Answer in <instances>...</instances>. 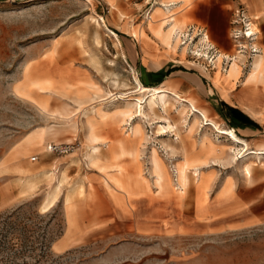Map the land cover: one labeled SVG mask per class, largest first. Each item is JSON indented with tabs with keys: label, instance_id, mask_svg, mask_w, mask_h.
I'll return each instance as SVG.
<instances>
[{
	"label": "rangeland",
	"instance_id": "obj_1",
	"mask_svg": "<svg viewBox=\"0 0 264 264\" xmlns=\"http://www.w3.org/2000/svg\"><path fill=\"white\" fill-rule=\"evenodd\" d=\"M162 3L168 4L164 0H92V4L85 0H0V264H264V159L254 156L240 159L233 152L201 164L203 167L207 163L203 171L191 167L185 205H178L174 197L157 194L151 186L149 192L139 197L134 211L127 207L129 225L116 224L107 219L114 198L86 165L82 117L77 116L79 131H76L70 122L54 119L43 111L50 98L51 112L69 102L79 106L80 113L86 116V110L99 108L100 101L107 99L110 92H121L124 84L134 87V73L129 66L136 75H142L138 64L140 48L164 61L165 72L171 66L166 63L172 59L153 34L156 28H162L163 19L162 14L154 13L155 8H161L162 13L172 10L161 6ZM235 6L232 4L228 9ZM172 14L181 22L184 20L186 28L181 35V48L176 53L169 51L177 54L176 58L188 54L179 65L186 73L175 74L169 80H180L176 85L178 93L197 100L205 108V88L212 87L210 77L218 54L211 50L208 56H196L191 41L196 43L199 53L208 50V45L199 43L203 36L196 34L198 26L205 27L204 23L189 13L182 15L177 8ZM99 16L119 33L122 49L100 27ZM126 21L135 27L138 42L126 32ZM258 22L262 29L264 16ZM190 26L197 29L193 36L186 37ZM144 27L150 29L145 46L139 43L140 33L142 37L145 35ZM227 37L236 53L231 32ZM185 42L189 43L184 45ZM166 45L169 48L167 40ZM185 46L188 49L183 55ZM258 47L264 48L260 44ZM212 56L214 63L209 61ZM196 60L202 69L187 62ZM225 68L227 71L228 67ZM245 68L244 73L248 64ZM223 69L218 67L217 71ZM97 90H101L100 99ZM51 91L56 97L50 95ZM112 100L108 99L102 107L106 111L114 109L110 120L120 123L122 119L118 121L116 111L123 109L124 102L108 104ZM180 105L176 101V107L168 115L160 108L158 115L167 117L182 138L192 117L188 112L182 120L177 111ZM68 111L75 113L74 106L68 107ZM211 116L215 119V115ZM156 122L152 118L140 123L144 130L141 160L145 177L150 181L151 149H156L164 159L171 179L175 178V163L182 159L178 137L172 132H162ZM202 126L203 123L195 133L196 139L207 131L218 146L231 145L226 136ZM51 128L53 132L48 131ZM46 133L59 134L45 145L33 137ZM78 133L82 142L80 151L64 157L46 152V144L73 143ZM118 135L114 130L111 138ZM255 146H264V141ZM34 156H39L38 161H32ZM102 158L103 152L98 163ZM200 173L203 174L199 176ZM60 184L62 191H58ZM83 185L85 193L80 194L79 187ZM222 187H231L232 193L218 194ZM69 193L79 209L81 222L70 234L68 246L59 250L57 246L66 238L68 229L65 198ZM216 194L217 198L234 199L238 208L208 230L209 227L194 223V215L197 221L209 220L210 198ZM49 198L55 199L56 205L47 210Z\"/></svg>",
	"mask_w": 264,
	"mask_h": 264
},
{
	"label": "crops",
	"instance_id": "obj_2",
	"mask_svg": "<svg viewBox=\"0 0 264 264\" xmlns=\"http://www.w3.org/2000/svg\"><path fill=\"white\" fill-rule=\"evenodd\" d=\"M168 4L162 3L161 6H166L172 8V10L168 9L167 14L162 13L163 11L161 8H155V14H162L163 18L162 22L167 20L169 17L174 16L172 11L177 8L181 11V14L189 13L192 17L198 19L200 22L204 23L205 27H199V30L206 31L203 33L205 37L201 38L200 40L204 41L205 43H209L210 45L214 46L215 50L218 53V59L214 66V71L210 77L212 87L209 89L205 88L204 100H205V108L200 107L197 100L190 99V98H183L177 91L176 85L179 84L180 80H169V77H173L175 74L179 73H186L185 70L179 66L182 65L186 59V56H181L180 58H176L177 54L169 51L168 46L166 45V39L168 35V25L171 22L165 23L164 26L160 29V27L156 28V33L153 32L154 38L156 41H161L159 43L163 44L167 49L166 52L169 57L172 59L169 62L171 65L167 70L164 72V66L161 59L157 57L150 56V53L145 50L143 51L140 48V58H138L139 68H142V75L139 76L143 85H145L148 89H155L160 87H169L174 89L178 96L174 97L172 95H168L165 100L170 102L172 105L171 111L173 108L176 107V101L181 102L180 107L177 109L178 114L180 110H184L180 115V117L185 119L188 112H190V116L192 117L189 124H194L193 129H190L189 126L187 128V134L185 137L177 138L178 140V148L181 153L182 159L177 161V164L180 161H183L185 157H189L191 160H201L203 163L207 161H216L217 159L221 158L223 154H230V149L236 148L239 146L237 143L233 142L232 139L228 136V140L230 141L231 145L229 146H218L214 141L211 139L207 131H203L200 135V138H195V133L198 131L199 126L203 123L202 128L209 127L212 128L215 132L216 129L212 125H206L205 118L202 112L195 113L194 115L191 114L192 109L190 106V102H183L185 99H189L194 104L200 108L203 112H205L208 117L220 124L221 128L228 129L233 131L239 138L245 140L249 145L250 152L253 154H248L247 156H254L256 158L257 155L254 153H262L264 152V146L256 147L255 143L260 141H264V73L256 80L250 78V68L254 64L256 57L249 62L248 57L244 55H239L238 52L233 53L232 46L228 41V32L231 30V22H232V14L233 9H228L232 4H241L243 5L248 14L253 17V23L256 29L259 32L257 46L260 44L264 46V26L262 29L259 25V20L264 16V0H164ZM174 7V9H173ZM232 11V13H231ZM170 14V16H169ZM125 19H128L124 16ZM176 18L172 19L175 21ZM161 22V23H162ZM131 22L126 21L125 27L126 32H129L131 37L135 40L136 32L135 27H131ZM257 24V25H256ZM131 27V28H130ZM143 27V26H139ZM182 27L184 30L186 28V22L183 20ZM138 28V27H137ZM149 28L144 27V36H139L141 45L145 46L144 44L150 38L147 30ZM197 29V27H196ZM150 30V29H149ZM184 30L181 31L178 29V33L176 32V36H180L184 34ZM120 31V30H119ZM263 31V32H262ZM124 33V32H122ZM181 33V34H180ZM260 35H262L260 39ZM207 38V39H206ZM159 39V40H158ZM206 39V40H205ZM182 40V39H181ZM138 42V40H137ZM260 42V43H259ZM142 47V46H140ZM235 47V45H234ZM224 51L225 53H223ZM152 53V52H151ZM179 53V52H178ZM260 54L264 58V48L260 49ZM186 57V58H185ZM221 59V62H219ZM228 61V70L227 71H217L218 67L225 68L224 64ZM190 66L201 68L196 61H187ZM236 63L238 66L237 69L233 70V65ZM248 64V71L244 73L245 67ZM163 65V66H162ZM179 68L178 70L173 71L172 73L168 74V71L171 69ZM202 69V68H201ZM159 82H163L159 85ZM54 92V91H52ZM55 93V92H54ZM101 93L96 94L98 99L100 98ZM50 97V96H49ZM56 97V93L55 96ZM183 98V99H182ZM97 99V98H96ZM50 98H48L47 102L43 106V111L46 115L51 116L54 119L59 118L62 120H66L70 122L71 128L76 131H79V125L76 122L78 119V115L82 117V131L84 133V139L87 145V152H89V145L92 144L91 140L94 139L97 141V144L100 145L103 158L99 162V160L93 164H90L86 159L85 154V161L89 171H91L96 176H99L102 180V184L106 187V189L111 193L112 197L114 198L115 203L113 204V209L108 210L107 219L114 221L116 224H125L129 225V213L130 210L127 208L129 207L131 211H134L133 207L135 206L136 202L138 201L139 197L143 195L145 192H149L151 186H154L157 190V194L162 195L165 198L174 197L177 200L178 205L182 204L185 205V197L189 190L188 187L181 192L179 191L180 180L177 176V186L176 189L171 179V175L168 171L167 165L160 156L161 161L165 165L167 175L158 184L154 178H152L153 172V162H154V155L152 150L150 151L149 155V175L151 177L150 181L148 178L145 177V170L143 169V164L141 160V150L140 146L143 144V136L144 130L142 128V134H133L131 128L127 126L123 128L124 122H116L114 123L111 120H96V131L94 136L91 135V126L87 121V117L83 116L80 113V107L75 106L72 103H65V106L60 110L50 111L49 108ZM192 105V104H191ZM75 108L74 112H69L68 107ZM94 106V105H93ZM95 109L98 110V107ZM108 110V109H107ZM109 110V112H114ZM232 110H238L240 113L248 117L254 125H248L244 123L240 116L234 115ZM53 114H57L58 116H54ZM201 114V115H200ZM203 115V116H202ZM215 115V119L211 116ZM75 116V118H74ZM194 116V117H193ZM70 120H69V119ZM73 119V120H72ZM118 121L123 119V116H117ZM220 120L222 123L217 122ZM127 120V118L125 119ZM195 121H197L195 123ZM209 123V122H208ZM225 124V125H224ZM89 126V127H88ZM208 128H206L207 130ZM116 130L119 135L116 138L112 139V131ZM60 133V130H59ZM58 133V134H59ZM218 133V132H217ZM58 134L52 135L46 133L44 135L34 134L33 137L40 142L42 145L48 140L54 141ZM133 135V136H132ZM222 135V134H221ZM206 137L208 140L218 146L214 150L209 149V144H205L203 138ZM79 141L81 144L80 136L78 133L77 138L74 142ZM55 143V142H52ZM72 143V142H71ZM60 144V143H59ZM48 145V144H46ZM200 146V147H199ZM221 147H225L226 149L222 151ZM201 148V149H200ZM263 149V150H262ZM101 152V154H102ZM159 153V152H158ZM50 155V154H49ZM264 159V157H262ZM129 160V161H128ZM128 161V162H127ZM206 163V164H207ZM206 164L203 165L202 170L205 169ZM200 173L199 176H201ZM89 182V186L92 187V182L89 178H87ZM61 181V180H60ZM66 183V181H64ZM63 183V184H64ZM150 183V185H149ZM211 183V182H210ZM211 185V184H210ZM209 187V185H208ZM207 188V187H206ZM204 188V189H206ZM213 189V188H212ZM62 191V188H61ZM80 194L85 193V187H79ZM227 191L230 194L232 193V188L229 187H222L221 191L218 194H224ZM235 192V190H234ZM212 193V190L210 194ZM213 198H210L212 203L210 209V219L205 221H197L195 220L194 215V223L197 225H201L204 228H208V230L214 229L210 225L214 224L216 221L221 220L223 217L227 216L228 213L236 211L238 208V203L234 201L232 198L221 197L217 198V195ZM194 195V193H193ZM178 196V197H177ZM58 202V201H57ZM206 204V203H205ZM56 205V204H55ZM65 207H66V219L68 224L66 238L63 239L61 244L57 246V249L63 250L68 246V243L71 241V235L73 234L74 230L80 225V215L79 209L76 208V204L72 202V194L69 193L66 195L65 198ZM218 228L220 226H217ZM176 229H179L177 226Z\"/></svg>",
	"mask_w": 264,
	"mask_h": 264
},
{
	"label": "bare ground",
	"instance_id": "obj_3",
	"mask_svg": "<svg viewBox=\"0 0 264 264\" xmlns=\"http://www.w3.org/2000/svg\"><path fill=\"white\" fill-rule=\"evenodd\" d=\"M85 1L92 4V0H85ZM174 18H175V16L169 17L167 20L162 22L161 25L164 26L165 23L171 22L168 25L169 26L168 27V35H167L166 40L168 42L169 49L171 51H173L174 53H176L181 48L182 41H181L180 36H177L175 38V36H176L175 34L178 31V29L183 31L184 27H182V22L179 19L176 18L175 21H172V19H174ZM97 22H99L100 27H103L107 32H109V34L111 36H113L115 38L117 46L122 49V42L120 40L119 35L109 27L106 19L103 16H99L97 18ZM247 32H248L247 34L249 37L255 36L259 33L258 30L256 29V27L254 26L253 22H251L250 28ZM182 36H183V34H182ZM200 36L205 37V35H203V34ZM192 40H193V38H192ZM202 40H200L199 43L204 44V41H202ZM188 43L189 42H185L184 45L188 44ZM191 43H192L191 49L194 52L198 53V54H196V56L197 55H199L200 57L204 56V55L208 56L207 53L211 54V50H214L215 53L218 54L217 51L215 50L214 46L210 45L209 43H205L206 45H208L207 46L208 47L207 52H202V53H199V50L197 49L198 46H196V43L194 41H191ZM249 45L250 44L248 42H244L243 48L249 49ZM251 45H253V47L257 50L256 54L253 56V58L256 57L257 55L258 56L256 57L254 64L250 68L251 70H250L249 76L253 80H256L257 78H259L264 73V58L260 54V48L257 46V41L251 42ZM187 49H188L187 46L182 48V54L183 55L186 53ZM237 52L239 55L241 54V55H244L246 57H248V55H249L248 53H245V51H238L237 50ZM122 55H123V58L126 59V56H125V53L123 52V50H122ZM253 58H251V60H253ZM210 60L212 63H214L213 62V60H214L213 56L209 59V61ZM219 62H221V59H219ZM129 67H130L131 71L134 73V84H135V86L130 88V87H128V85L124 84L125 88L121 89V92L113 93V91H112L109 93L107 99L101 100L100 101L101 104H99L98 110L95 109L96 107H91L89 110L88 109L86 110L85 115L87 116V121H88L89 125L91 126L92 137L94 136V133L96 131V127H97L96 120L97 119H101V120H110L111 119L110 118L111 113L109 111H106L102 106L107 104L106 101L108 99L113 98V100L111 102H108V104H113L115 102L118 103L119 101L124 102L123 109H119L116 111L117 116H119V115L123 116V119H122V122H124L123 128H126L127 126H131V131L133 134H137V135L142 134V128L140 126V123L142 122V120L151 121V119L154 118L155 121H157L155 124H158L161 126L162 132H164L166 134H169L171 132L175 133V135L179 138V134L176 132L177 128L170 123L171 121H169V119L167 117H163V116L158 115L160 108L163 110L164 113H166L167 115L169 114V112L171 111L172 105L170 102L166 101L165 98L168 95H172V96L176 97V96H178L177 92L174 89L169 88V87H160V88H155V89H148L145 85L142 84V82L139 78V75H136L134 68L131 66H129ZM237 68H238V66L235 63L233 65V70H235ZM115 83L117 85H119L118 82H115ZM56 88H57V86L55 87V89ZM97 92L101 93V90H97ZM50 95L53 96V95H55V93L51 91ZM133 96H134V98H130ZM188 101L192 104V105L190 104L191 109H192V112H191L192 115H194V112L195 113L202 112L204 115V118H205L206 125H210V126L213 125L219 134L230 137L233 142H235L239 145L236 148L230 149L231 153L237 152V154H236L237 158L245 159L246 157H248L247 156L248 154H253V152H250L249 145L245 140L239 138L233 131L221 128L220 124L212 121L208 117V115L205 112H203L200 108H198L194 104V102H192L191 100H189V99L183 100V102H188ZM144 104L146 106H144ZM182 112H184V110H180L179 114H181ZM53 115L58 116L57 114H53ZM74 118H75V116H74ZM126 118H127V120H125ZM164 122H167L166 123L167 125H163ZM196 122L197 121H195V123ZM188 126L190 129H193L194 124H189ZM48 131L53 132L54 129L51 128ZM203 141L205 142V144H207V143L209 144L210 151L214 150L215 148L218 147V146L214 145L211 142V140H208L206 137L203 138ZM91 142H92V144L89 145V147H88L89 152L86 154V159L88 160V162L90 164H93L99 160L102 149H101L100 145L97 144V141H95L94 139H92ZM221 149H222V151H224L225 148L221 147ZM152 153L154 155L152 178H154V180H156L159 184L165 178L167 173H166L165 165L161 161L158 151L156 149H153ZM254 154H260V155L256 156V158L259 160H262V157H264V152L254 153ZM232 160L237 161V159L234 157L232 158ZM201 164H203V161L191 160L187 156L184 158L183 161L178 162L176 164V167L174 165L175 178L173 177L172 180H173V183L175 185V188L178 189V186H177V179H178L177 176H178L179 180H180V186H179L178 190L179 191L181 190V192H183L188 187V184L190 183V176H189V172L191 171L190 168L193 167L194 168L193 170L196 169L199 171L202 168ZM61 186L62 185L60 184V189H61ZM60 189H58V191H61ZM54 204H55V199L49 198L47 201L46 209L47 210L51 209L54 206Z\"/></svg>",
	"mask_w": 264,
	"mask_h": 264
},
{
	"label": "built area",
	"instance_id": "obj_4",
	"mask_svg": "<svg viewBox=\"0 0 264 264\" xmlns=\"http://www.w3.org/2000/svg\"><path fill=\"white\" fill-rule=\"evenodd\" d=\"M253 17L250 16L246 10V8L241 5L237 4L235 8L233 9L232 14V22H231V37L233 39L235 47L238 49V51H245V53H248V58L251 60L253 56L256 54V49L251 45V42L258 40V34L255 36H248V30L250 28V24L253 21ZM196 31V27L190 26L187 29L186 37H191L194 35ZM197 36H200L203 34L202 30H199L198 33H196ZM249 37V38H248ZM248 38V39H247ZM248 42L249 49L243 48V43ZM228 61L226 60L225 66L227 67ZM226 68L223 69L225 72ZM82 148V144L79 141L73 142V143H49L46 146V152L50 155H56L59 157L69 156L74 154L75 152L80 151ZM39 156L32 157V161L36 162L38 161ZM175 173V172H174Z\"/></svg>",
	"mask_w": 264,
	"mask_h": 264
},
{
	"label": "trees",
	"instance_id": "obj_5",
	"mask_svg": "<svg viewBox=\"0 0 264 264\" xmlns=\"http://www.w3.org/2000/svg\"><path fill=\"white\" fill-rule=\"evenodd\" d=\"M118 33V32H117ZM119 34V33H118ZM179 68H175V69H170L169 71H168V74H170V73H172L173 71H175V70H178ZM232 113L234 114V115H238V116H240L241 117V119H242V121L244 122V123H246V124H248V125H254V123L248 118V117H246L245 115H243L242 113H240L238 110H232Z\"/></svg>",
	"mask_w": 264,
	"mask_h": 264
}]
</instances>
